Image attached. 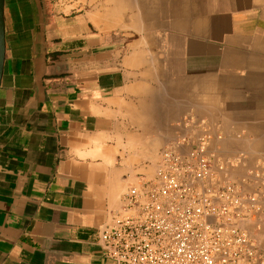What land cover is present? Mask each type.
Here are the masks:
<instances>
[{
	"label": "crops",
	"instance_id": "crops-1",
	"mask_svg": "<svg viewBox=\"0 0 264 264\" xmlns=\"http://www.w3.org/2000/svg\"><path fill=\"white\" fill-rule=\"evenodd\" d=\"M4 15L0 264H114L108 212L186 115L243 153L232 178L264 165V0H6ZM247 228L264 243V217Z\"/></svg>",
	"mask_w": 264,
	"mask_h": 264
},
{
	"label": "built area",
	"instance_id": "built-area-1",
	"mask_svg": "<svg viewBox=\"0 0 264 264\" xmlns=\"http://www.w3.org/2000/svg\"><path fill=\"white\" fill-rule=\"evenodd\" d=\"M182 123L154 172L128 185L108 212L98 235L104 256L114 264H264V243L247 228L264 217V165L232 178L243 153L216 151L217 125L193 115Z\"/></svg>",
	"mask_w": 264,
	"mask_h": 264
},
{
	"label": "water",
	"instance_id": "water-1",
	"mask_svg": "<svg viewBox=\"0 0 264 264\" xmlns=\"http://www.w3.org/2000/svg\"><path fill=\"white\" fill-rule=\"evenodd\" d=\"M5 1L0 0V82L3 75V67L6 54V35H5Z\"/></svg>",
	"mask_w": 264,
	"mask_h": 264
},
{
	"label": "rangeland",
	"instance_id": "rangeland-1",
	"mask_svg": "<svg viewBox=\"0 0 264 264\" xmlns=\"http://www.w3.org/2000/svg\"><path fill=\"white\" fill-rule=\"evenodd\" d=\"M152 173H153V171L150 174H152Z\"/></svg>",
	"mask_w": 264,
	"mask_h": 264
},
{
	"label": "bare ground",
	"instance_id": "bare-ground-1",
	"mask_svg": "<svg viewBox=\"0 0 264 264\" xmlns=\"http://www.w3.org/2000/svg\"><path fill=\"white\" fill-rule=\"evenodd\" d=\"M93 1V0H92Z\"/></svg>",
	"mask_w": 264,
	"mask_h": 264
}]
</instances>
